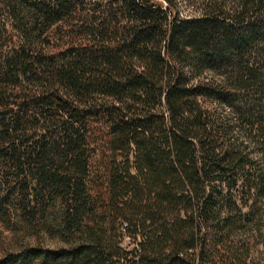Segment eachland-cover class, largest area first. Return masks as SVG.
Returning a JSON list of instances; mask_svg holds the SVG:
<instances>
[{
	"label": "trees",
	"instance_id": "1",
	"mask_svg": "<svg viewBox=\"0 0 264 264\" xmlns=\"http://www.w3.org/2000/svg\"><path fill=\"white\" fill-rule=\"evenodd\" d=\"M186 1L0 0V264H264V0Z\"/></svg>",
	"mask_w": 264,
	"mask_h": 264
},
{
	"label": "rangeland",
	"instance_id": "2",
	"mask_svg": "<svg viewBox=\"0 0 264 264\" xmlns=\"http://www.w3.org/2000/svg\"><path fill=\"white\" fill-rule=\"evenodd\" d=\"M177 2H178V6L180 7V9L184 10L186 12L188 9L187 1L186 0H177ZM199 2H200V0H198V2L196 1L194 3V6L193 5H190V6L193 7V9H195V7L198 6ZM0 230H1V228H0ZM1 238H5V240H7L9 237H8V234L5 231H3Z\"/></svg>",
	"mask_w": 264,
	"mask_h": 264
}]
</instances>
